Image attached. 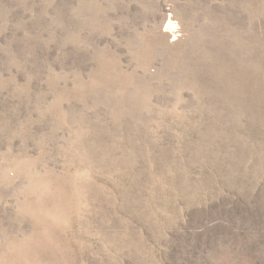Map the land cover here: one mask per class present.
Here are the masks:
<instances>
[{"label": "rangeland", "instance_id": "1", "mask_svg": "<svg viewBox=\"0 0 264 264\" xmlns=\"http://www.w3.org/2000/svg\"><path fill=\"white\" fill-rule=\"evenodd\" d=\"M0 264H264V0H0Z\"/></svg>", "mask_w": 264, "mask_h": 264}, {"label": "bare ground", "instance_id": "2", "mask_svg": "<svg viewBox=\"0 0 264 264\" xmlns=\"http://www.w3.org/2000/svg\"><path fill=\"white\" fill-rule=\"evenodd\" d=\"M168 26L170 28V31L173 32L174 28H173V26H172V24L170 22L168 23Z\"/></svg>", "mask_w": 264, "mask_h": 264}]
</instances>
